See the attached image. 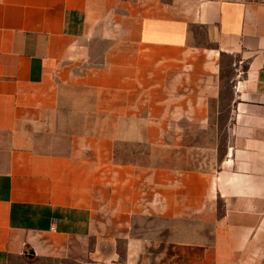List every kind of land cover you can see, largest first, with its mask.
Returning a JSON list of instances; mask_svg holds the SVG:
<instances>
[{
  "label": "crops",
  "instance_id": "1",
  "mask_svg": "<svg viewBox=\"0 0 264 264\" xmlns=\"http://www.w3.org/2000/svg\"><path fill=\"white\" fill-rule=\"evenodd\" d=\"M0 264H264V1L0 0Z\"/></svg>",
  "mask_w": 264,
  "mask_h": 264
},
{
  "label": "rangeland",
  "instance_id": "2",
  "mask_svg": "<svg viewBox=\"0 0 264 264\" xmlns=\"http://www.w3.org/2000/svg\"><path fill=\"white\" fill-rule=\"evenodd\" d=\"M230 77L231 70L228 68L222 75L224 82L227 81V83L223 84L222 93H220L219 98L210 102V115L207 117V128H196L195 130L193 128V130L182 133L184 146L194 148L190 153L184 150V155L188 156V159H193L192 157L200 159L206 169L216 167V164L222 159L228 146V126L230 123L229 114L232 98L230 84L228 83ZM55 128L53 137L63 138V121L57 124ZM129 134L134 138L140 133L132 132ZM175 135L177 133H170L168 138L170 143H172ZM120 150L122 152L121 155L125 154L131 159H151L155 153L149 145L144 146L134 142L123 145ZM168 154L171 155V150Z\"/></svg>",
  "mask_w": 264,
  "mask_h": 264
}]
</instances>
